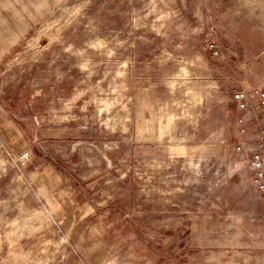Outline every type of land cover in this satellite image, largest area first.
<instances>
[{"label": "rangeland", "instance_id": "rangeland-1", "mask_svg": "<svg viewBox=\"0 0 264 264\" xmlns=\"http://www.w3.org/2000/svg\"><path fill=\"white\" fill-rule=\"evenodd\" d=\"M263 91L264 0H0V264H264Z\"/></svg>", "mask_w": 264, "mask_h": 264}, {"label": "built area", "instance_id": "built-area-1", "mask_svg": "<svg viewBox=\"0 0 264 264\" xmlns=\"http://www.w3.org/2000/svg\"><path fill=\"white\" fill-rule=\"evenodd\" d=\"M261 96V107L264 112V91L261 92ZM237 98L239 100L245 98V93L242 92L241 94H237ZM237 149H243L246 154H248V164L252 170L254 182L257 189L264 196V115L260 120L259 128L254 134V138L243 141V143L240 144Z\"/></svg>", "mask_w": 264, "mask_h": 264}]
</instances>
